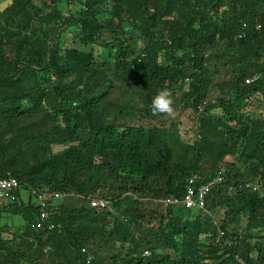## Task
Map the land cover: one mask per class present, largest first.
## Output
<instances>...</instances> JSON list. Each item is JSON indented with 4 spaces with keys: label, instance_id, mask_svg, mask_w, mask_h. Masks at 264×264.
<instances>
[{
    "label": "trees",
    "instance_id": "trees-1",
    "mask_svg": "<svg viewBox=\"0 0 264 264\" xmlns=\"http://www.w3.org/2000/svg\"><path fill=\"white\" fill-rule=\"evenodd\" d=\"M71 28L89 50L62 49ZM211 61L235 73L214 83L215 101ZM163 87L197 116V139L181 155L149 122ZM254 94L264 101V0H11L0 12V179L18 186L0 215L20 216L24 229L0 237V264H264V119L249 110ZM137 115L148 122L122 125ZM53 146L63 149L53 155ZM208 161L221 163L200 171ZM221 168L205 198V211L227 207L220 221L165 202ZM31 190L46 194L53 229L35 228ZM93 198L107 208H92Z\"/></svg>",
    "mask_w": 264,
    "mask_h": 264
},
{
    "label": "rangeland",
    "instance_id": "rangeland-1",
    "mask_svg": "<svg viewBox=\"0 0 264 264\" xmlns=\"http://www.w3.org/2000/svg\"><path fill=\"white\" fill-rule=\"evenodd\" d=\"M10 2L11 0H0V12L3 11L10 4ZM70 8H72V6H70ZM79 8L80 6L73 5V8L71 10H79ZM77 31H78L77 29L75 31L74 28L73 29L71 28L62 33V37H61L62 49L69 47V46H72V47L79 46L83 50L90 49L88 46L82 47L80 46V44H78V41L76 39L77 38L76 34L78 33ZM91 52L94 54V56H96L97 53L104 54V50L100 49L98 46H94ZM214 63L216 64L220 73H218V75H216L213 78V82L211 83L212 85L209 88V92L207 96L208 101H215L216 98L222 96L219 93V91L216 90L214 83H217L219 81L229 80L235 76V73L232 70L231 66L223 67V65H221L219 61H211V64H214ZM185 89L187 90V87H185ZM257 95L258 94L256 95L254 94L249 98L248 100V102L250 103L249 110L251 111V114L254 118L264 119V101H262L260 96H257ZM122 97L123 96H121V92L117 93V100L119 103L122 102V99H123ZM173 97L175 100L174 112L171 115H164V114L155 115V118L149 122H150V125L154 126L156 129L164 130V132L168 135L165 141L171 146L174 152H177V154L181 155L183 152H185L184 148L192 146V144L194 143V140L197 139V135H196L197 116L195 115V113L191 111L190 108L184 106L183 101L181 99L176 98L177 96H174V95ZM131 106L134 107V105H131ZM114 115L117 118H124L122 113H120L119 109H116L115 111L112 112V116ZM148 120L149 118H143V117H140V115L139 116L137 115L136 120L125 122L122 125L123 126L134 125L135 121L139 123H146L148 122ZM170 136H173L172 139L170 138ZM62 149H63L62 147L53 146L52 154L54 155L55 153L61 151ZM226 160H225L226 162H230L233 159L232 157L227 156ZM220 163H214V162L212 163L211 161L202 162L199 164L200 171L205 172V173L211 172L214 169H216V166H218ZM104 193L101 191V192H98L96 195L102 196L104 195ZM231 194H233L232 191L229 193V195ZM18 197L24 203H26L27 198H28L27 191L24 189H19ZM29 200L32 204L37 203V200L35 197L31 196ZM225 207L217 206L211 212H208V211L198 212L200 211L198 210L197 211V213L199 214L198 218L202 221L204 217H207V218L210 217L215 222H218L225 217V215H223V213L227 211V207L226 208ZM178 211L179 210L175 209L174 214L176 213L178 214ZM193 218L194 217H190V220H193ZM156 220H157L156 222H162L163 225L168 224L169 222L168 217H164L163 220L161 221L160 217L157 216ZM246 221L247 220L245 218H241V222H240L241 229L242 227H245V225L247 224ZM0 228H1L0 237L2 239H6V238H9L11 234H13L14 228H20L21 230H23L24 221H22L20 216L12 215L6 212L0 215ZM259 232L260 231H257V233ZM181 238H183V236L179 237L178 235V240ZM205 240H206L205 234L199 235V241L201 243L205 242ZM104 261L105 262L107 261V257H104Z\"/></svg>",
    "mask_w": 264,
    "mask_h": 264
},
{
    "label": "built area",
    "instance_id": "built-area-1",
    "mask_svg": "<svg viewBox=\"0 0 264 264\" xmlns=\"http://www.w3.org/2000/svg\"><path fill=\"white\" fill-rule=\"evenodd\" d=\"M256 79L257 77L247 79L245 83L251 84ZM222 172H223V168L220 169V173L216 175L212 181L206 184H202L197 188L194 187L197 177L192 176L186 187L185 193L180 200L178 199L172 201L167 200L165 202L168 204L184 206L186 209L205 211L206 195L209 192V190L212 188V186L218 185L222 182V176H221ZM17 186H18V181L13 177L0 179V208L6 203V200L9 198V195L11 194L12 190L15 189ZM30 193L33 197L36 198L37 202H39L40 204V212L35 221V228L41 229L46 224L48 226L47 227L48 229H53L54 225L49 222V214L46 204V201L48 199L46 194L37 193L35 190H31ZM64 196H65L64 194L57 193L54 195V199L60 200ZM90 206L92 208L104 209L107 208V203L102 199L93 198L90 201ZM83 252H85V250H83Z\"/></svg>",
    "mask_w": 264,
    "mask_h": 264
},
{
    "label": "clouds",
    "instance_id": "clouds-1",
    "mask_svg": "<svg viewBox=\"0 0 264 264\" xmlns=\"http://www.w3.org/2000/svg\"><path fill=\"white\" fill-rule=\"evenodd\" d=\"M174 104L172 91L167 87H163L157 91L152 99L151 110L153 115H171L174 112Z\"/></svg>",
    "mask_w": 264,
    "mask_h": 264
},
{
    "label": "crops",
    "instance_id": "crops-1",
    "mask_svg": "<svg viewBox=\"0 0 264 264\" xmlns=\"http://www.w3.org/2000/svg\"><path fill=\"white\" fill-rule=\"evenodd\" d=\"M226 160V159H225ZM227 161V160H226Z\"/></svg>",
    "mask_w": 264,
    "mask_h": 264
}]
</instances>
